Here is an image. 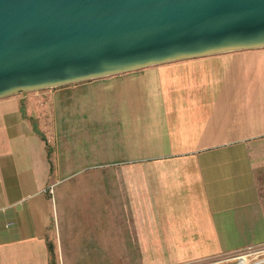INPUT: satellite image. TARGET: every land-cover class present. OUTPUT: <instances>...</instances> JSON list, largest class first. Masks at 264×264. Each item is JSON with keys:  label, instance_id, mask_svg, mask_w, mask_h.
<instances>
[{"label": "crops", "instance_id": "crops-1", "mask_svg": "<svg viewBox=\"0 0 264 264\" xmlns=\"http://www.w3.org/2000/svg\"><path fill=\"white\" fill-rule=\"evenodd\" d=\"M264 46L0 97V264H180L264 243Z\"/></svg>", "mask_w": 264, "mask_h": 264}, {"label": "water", "instance_id": "water-1", "mask_svg": "<svg viewBox=\"0 0 264 264\" xmlns=\"http://www.w3.org/2000/svg\"><path fill=\"white\" fill-rule=\"evenodd\" d=\"M264 46V0H0V97Z\"/></svg>", "mask_w": 264, "mask_h": 264}, {"label": "rangeland", "instance_id": "rangeland-1", "mask_svg": "<svg viewBox=\"0 0 264 264\" xmlns=\"http://www.w3.org/2000/svg\"><path fill=\"white\" fill-rule=\"evenodd\" d=\"M261 201L264 206V168L257 172ZM54 264L57 263L56 259ZM180 264H264V243L245 248L233 253L214 255L205 259H197Z\"/></svg>", "mask_w": 264, "mask_h": 264}]
</instances>
